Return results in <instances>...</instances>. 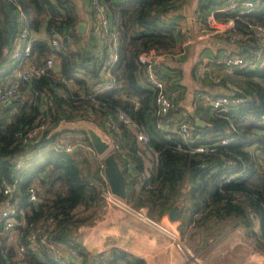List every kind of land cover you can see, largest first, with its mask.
<instances>
[{
  "label": "trees",
  "instance_id": "16d2710c",
  "mask_svg": "<svg viewBox=\"0 0 264 264\" xmlns=\"http://www.w3.org/2000/svg\"><path fill=\"white\" fill-rule=\"evenodd\" d=\"M256 1L252 11L235 20L238 30H246L247 24L264 27V0ZM97 2L109 26L117 30V59L108 67L115 85L90 99L79 97L78 92H88L89 86L99 80L104 52L89 24L77 31L75 1L0 0V81L11 75L10 50L18 31L25 28L39 32L30 42L32 60L54 57L60 76L75 85L69 92L57 77L42 74L20 82L17 98L0 106V187L3 182L15 183L8 199L24 218L22 225L13 226L15 238L0 223V264H146L142 257L118 246L89 250L78 238L77 228L88 222L102 203L100 193L109 188L106 172L111 169L121 176L123 201L128 206L143 209L151 219H157L163 211L175 213L178 236L196 256L221 243L235 228L254 250L264 253V169L260 163L264 124L249 119L264 111V63L233 69L228 75L237 86L232 93L223 85L222 91L207 89L210 96L236 95L245 97L244 101L215 110L195 99L185 115L176 114L177 98L185 91L180 83L181 70L167 64L166 59L156 66L165 88L176 91L166 112L171 116L170 123L183 120L188 124L189 141L182 143L177 132L156 125L155 89L148 83L137 54L177 39L185 0ZM219 4L218 0L192 3L201 12ZM53 34H67L70 42L61 40L53 49L48 44ZM209 38H219L225 55L252 54L248 41L246 49L237 45L228 49L220 36L201 40ZM56 87L64 89V94L57 93ZM118 111L145 131L146 141H140L136 129L117 118ZM194 117L204 125H194ZM39 120L45 122L40 136L21 143L25 130ZM75 120L89 122L105 134L112 145L107 157L97 159L85 132L69 127ZM63 132L72 136L75 141L71 143L77 147L69 151L53 147ZM222 137L229 140L219 146L216 140ZM197 145L212 149L192 151ZM19 155L28 157L23 167L15 169L13 164ZM240 165H244L240 175L226 181ZM29 186L37 195L34 203L27 199ZM47 218L53 225L46 242L28 246L25 231ZM20 245L22 250L18 251ZM66 248L74 250L73 261L65 262L55 255Z\"/></svg>",
  "mask_w": 264,
  "mask_h": 264
},
{
  "label": "built area",
  "instance_id": "2783aa9c",
  "mask_svg": "<svg viewBox=\"0 0 264 264\" xmlns=\"http://www.w3.org/2000/svg\"><path fill=\"white\" fill-rule=\"evenodd\" d=\"M219 5L212 6L208 11L201 12L198 8H194L189 15L190 26L184 24L179 29V36L177 39L170 44L160 47H150L146 50H142L137 54V60L143 64L144 73L148 83L155 89V102L156 109L155 113L159 119L156 125L170 129L177 132L180 136L182 143L187 144L189 141V128L188 124L180 120L178 123L171 124L170 117L166 115L167 110L171 106V98L175 95V90L166 89L160 74L156 70L161 62H163L167 56L173 55L174 50L180 51L182 48L196 39H203L211 36H221L225 43L231 46L237 45L242 47L244 44L248 48V42L252 45V54L249 57H243L233 52L224 54L220 59V65L226 72H230L233 69H249L257 67L264 63V27L260 24L248 25L247 29L242 31L238 30L236 26V19H239V15L242 13H248L257 5V1L251 0H218ZM90 7V32L101 42V47L104 52L103 67L99 74V80L89 86V91L78 92L79 97H87L93 99V95L111 89L115 83L112 79L108 67L115 63L117 59L116 46H117V30L113 26H109L108 18L102 12L100 4L97 0H88ZM226 13V15H222ZM21 18V16H20ZM193 27V30L191 29ZM39 35V32L28 31L25 28H21L16 36L10 50V56L13 60V69L10 77H4L0 81V104L6 105L12 100L17 98L18 86L20 82H28L31 79L38 77L42 74H48L57 77L59 82L63 85L66 91L74 89V83L63 79L59 74V66L56 59L52 56H47L41 61L37 62L32 60L34 53L31 50L30 42ZM63 41L65 43L70 42L69 35H57L53 34L48 37V44L51 48L56 49L58 42ZM248 41V42H246ZM232 47V48H233ZM234 49V48H233ZM207 66L203 59H198L192 65V73L196 77H204L208 75L210 82L213 85L221 84L232 93V90L236 89L229 76L225 73L222 74H207ZM87 76V75H86ZM87 78V77H86ZM55 91L59 94H64V89L56 87ZM200 100L208 105L211 109L224 110L229 105L237 104L244 101L245 97L236 95H215L210 96L206 93L199 95ZM117 118L124 124L132 126L136 129V136L140 141H146L147 135L144 130L138 127L134 122L130 121L129 118L122 112H117ZM249 119L256 120L264 124V111L258 115H251ZM106 124L110 126V121ZM45 127V122L39 120L30 127H28L22 135L20 142L27 143L31 140L40 136L41 132ZM229 138L222 137L216 140V144L224 146ZM74 143L64 142L57 140L54 142L53 147L69 151L76 147ZM178 148L181 147L177 144ZM211 150L212 146L209 145H197L191 148L192 151H204ZM112 145L110 143L109 148L101 156H96L97 159H102L110 153ZM28 155L18 156L13 164L15 169L23 167L24 161ZM230 165L233 164L232 160L227 161ZM260 163L264 169V152L261 156ZM244 165H240L237 170L232 174L228 175L225 180H229L233 177L239 176L243 171ZM15 183L3 182L0 187V223L4 231L12 232L13 226L23 224L24 218L23 213L19 210L16 204L10 202L8 197L13 191ZM102 202L104 203H119L120 199L110 193L108 189H103L100 193ZM27 199L31 202L37 201V195L32 186L27 188ZM264 211V204L262 205ZM136 211V210H135ZM139 213L138 211H136ZM141 217L146 218L141 215ZM53 222L50 218L45 219L43 222L37 223L35 226L29 227L25 233L24 238L28 246H35L46 242V238L52 227ZM174 240L175 245L185 253V256L189 261L193 263H199V258L193 254L188 247L178 237V233L174 232L170 234ZM15 238V237H14ZM248 243V242H247ZM250 244V243H248ZM251 247V259L253 264H264V253L254 250ZM22 250V246H18V251ZM57 257H61L63 261L69 262L75 259L74 250L72 248H66L61 252H56ZM253 256V257H252ZM21 262V261H20ZM22 263V262H21Z\"/></svg>",
  "mask_w": 264,
  "mask_h": 264
},
{
  "label": "crops",
  "instance_id": "0c3cea01",
  "mask_svg": "<svg viewBox=\"0 0 264 264\" xmlns=\"http://www.w3.org/2000/svg\"><path fill=\"white\" fill-rule=\"evenodd\" d=\"M74 1L79 23L83 24L85 29L86 24H89L91 20L89 2L88 0ZM194 8L192 2L185 0L181 7L182 17L179 20V29L184 24L190 26L191 22L188 18ZM191 29L193 30V27ZM218 39H196L189 45H185L182 50H174L173 55L166 57L167 64L181 70L180 83L185 89L177 98L179 108L176 114L185 115L191 111L194 100H200L199 95L203 93L208 94L207 89L210 87L213 90H223L221 84H217V87L210 82V76L204 75L200 80V77H196L191 71L192 65L198 59H203L208 68L207 74H229L228 71L222 69L220 58L217 57L218 50H223L220 49L223 47V43ZM226 45L228 49L231 46ZM241 49H246L244 44ZM170 56L172 57L170 58ZM169 117L171 122V116ZM135 210L124 203L123 199H120V202L116 204L102 202L90 220L77 228L80 242L87 249L96 252L109 246H118L127 252L142 257L146 264H197L189 261L185 253L175 245L170 234L177 233V220L171 217L169 211H163L157 219H151L144 214L143 209L136 210L139 213ZM141 215L146 218L141 217ZM232 230L238 231L239 234L238 239L231 238V247L237 246L239 249L243 247V244L250 247V244L243 238L240 229ZM248 258L250 260L251 255Z\"/></svg>",
  "mask_w": 264,
  "mask_h": 264
},
{
  "label": "rangeland",
  "instance_id": "374dc122",
  "mask_svg": "<svg viewBox=\"0 0 264 264\" xmlns=\"http://www.w3.org/2000/svg\"><path fill=\"white\" fill-rule=\"evenodd\" d=\"M189 1L192 3L195 2V0H189ZM190 43H192V42H190ZM189 44H187V45H189ZM206 50H209V49L206 48ZM222 54H223V50H220V51L218 50L217 57L221 59V57L223 56ZM170 57H172V56H170ZM228 75H231V72H229ZM231 81L235 85L233 80H231ZM0 105H3V104H0ZM60 136H61L60 140L66 142V143L75 141L72 138V136H69L68 132H63V133H61ZM107 156L108 155H106L105 157H107ZM14 231L15 230H13L12 232L10 231L11 237H14V235H15ZM238 234H239L238 231L232 230L231 234L228 235L221 243L212 246L203 255H201V256L198 255L197 257L199 258V263H197V264H253L252 262H250V260L248 258V256L251 255V251H250L249 246H247L246 244H243V243H242L243 247L239 248V249L237 248V246H235V247L230 246L231 238L235 237L238 239V237H237Z\"/></svg>",
  "mask_w": 264,
  "mask_h": 264
},
{
  "label": "water",
  "instance_id": "95a60500",
  "mask_svg": "<svg viewBox=\"0 0 264 264\" xmlns=\"http://www.w3.org/2000/svg\"><path fill=\"white\" fill-rule=\"evenodd\" d=\"M84 29V25L81 23L77 24V31L81 32ZM242 48V47H241ZM222 90V89H221ZM193 124L203 126L204 122L197 117L193 118ZM69 127L72 129H81L85 132L88 142L91 147V151L96 156H101L104 152L109 148L110 142L106 138L105 134L100 131L96 130L94 126L86 121H73L69 124ZM106 181L109 186V191L113 195L117 196L120 199H123V185L122 179L119 173L116 170H108L106 172ZM171 213V217L175 218L176 215L173 211H169Z\"/></svg>",
  "mask_w": 264,
  "mask_h": 264
},
{
  "label": "clouds",
  "instance_id": "9594fccd",
  "mask_svg": "<svg viewBox=\"0 0 264 264\" xmlns=\"http://www.w3.org/2000/svg\"><path fill=\"white\" fill-rule=\"evenodd\" d=\"M93 153V152H92ZM95 155V154H94ZM96 156V155H95ZM109 190V189H108Z\"/></svg>",
  "mask_w": 264,
  "mask_h": 264
}]
</instances>
